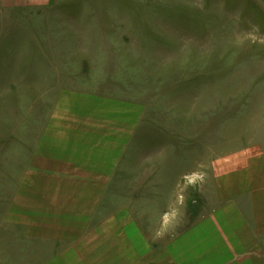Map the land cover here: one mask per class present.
I'll return each mask as SVG.
<instances>
[{
  "label": "rangeland",
  "instance_id": "374dc122",
  "mask_svg": "<svg viewBox=\"0 0 264 264\" xmlns=\"http://www.w3.org/2000/svg\"><path fill=\"white\" fill-rule=\"evenodd\" d=\"M255 162L264 0H0V264H187Z\"/></svg>",
  "mask_w": 264,
  "mask_h": 264
},
{
  "label": "crops",
  "instance_id": "0c3cea01",
  "mask_svg": "<svg viewBox=\"0 0 264 264\" xmlns=\"http://www.w3.org/2000/svg\"><path fill=\"white\" fill-rule=\"evenodd\" d=\"M68 116L64 115V118ZM64 139L66 144L63 149L66 151L60 152V161L62 165L64 163L68 165V160L71 159L64 155L75 151L76 140L75 136L69 138L68 133L64 134ZM116 151L117 148H114L109 153L112 156ZM64 158L67 159L66 162ZM249 167V172L246 174L248 185L241 187L240 190H237V187L233 188L235 191H241L240 193L223 197L222 191L226 190L225 185L216 186L217 198L221 202L219 209L206 218L204 223L190 235L193 240L204 246V256H199L197 253L190 255L187 264H249V260H259V264H264V209L260 208V203L264 201V162L250 163ZM213 172L215 175V169ZM252 172L258 173V183L255 185L252 183ZM69 186L72 185L67 182L64 188ZM128 243L127 246H131V242ZM194 249L196 248H191L190 253H194ZM131 250L135 258L125 260L113 253L107 256V260H113V264H118L120 261H123L121 264H150L147 258H140L141 249L132 246ZM124 251L127 254V251ZM75 255L76 252L71 255L68 252L62 253L47 264H70ZM178 263L182 264L181 261ZM159 264L173 263L168 261Z\"/></svg>",
  "mask_w": 264,
  "mask_h": 264
}]
</instances>
